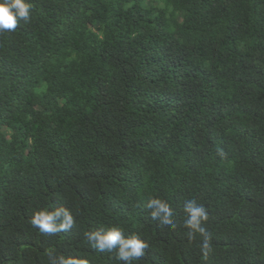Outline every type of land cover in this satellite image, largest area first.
Segmentation results:
<instances>
[{
	"label": "trees",
	"instance_id": "obj_1",
	"mask_svg": "<svg viewBox=\"0 0 264 264\" xmlns=\"http://www.w3.org/2000/svg\"><path fill=\"white\" fill-rule=\"evenodd\" d=\"M30 2L0 32V264H123L85 236L111 226L148 244L132 264H264V0ZM56 206L71 228L31 225Z\"/></svg>",
	"mask_w": 264,
	"mask_h": 264
},
{
	"label": "clouds",
	"instance_id": "obj_2",
	"mask_svg": "<svg viewBox=\"0 0 264 264\" xmlns=\"http://www.w3.org/2000/svg\"><path fill=\"white\" fill-rule=\"evenodd\" d=\"M31 10L30 0H0V32L14 31L21 22L29 23ZM146 207L150 210L151 219L175 228L172 209L167 201L159 197H151ZM183 212L185 213L184 224L189 229V237L191 238L196 232L203 234L204 248L207 249L209 236L202 227V223L208 219L205 206L198 204L195 199H190L183 204ZM30 223L42 234L53 235L67 231L75 221L67 207L56 206L51 210L48 208L35 210ZM85 236L89 244L100 252L115 250L117 259L123 264H132L133 261L142 257L148 248L146 241L138 234L125 235L124 230L119 226H111L103 231H89L85 233ZM49 255L50 264H82V261L74 256Z\"/></svg>",
	"mask_w": 264,
	"mask_h": 264
}]
</instances>
